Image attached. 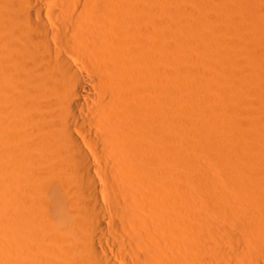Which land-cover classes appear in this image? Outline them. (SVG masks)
I'll use <instances>...</instances> for the list:
<instances>
[{
	"label": "bare ground",
	"instance_id": "1",
	"mask_svg": "<svg viewBox=\"0 0 264 264\" xmlns=\"http://www.w3.org/2000/svg\"><path fill=\"white\" fill-rule=\"evenodd\" d=\"M0 264H264V0H0Z\"/></svg>",
	"mask_w": 264,
	"mask_h": 264
},
{
	"label": "rangeland",
	"instance_id": "2",
	"mask_svg": "<svg viewBox=\"0 0 264 264\" xmlns=\"http://www.w3.org/2000/svg\"><path fill=\"white\" fill-rule=\"evenodd\" d=\"M204 7V6H203ZM192 8V7H191ZM194 11H195V8H192ZM203 9V8H202ZM202 9H196V10H198L196 13L197 14H200L201 15V13L203 14V11H201ZM178 17H180V18H178ZM181 17L182 16H180V15H176L173 19H172V22L174 23V24H176L177 26L176 27H178L177 29H178V31L177 32H175L174 33V31L175 30H172V32L174 33V34H177V36H184V32H185V25H184V23H183V20L185 19H181ZM181 19V20H180ZM180 29H182V30H180ZM181 31V32H180ZM250 263V262H249Z\"/></svg>",
	"mask_w": 264,
	"mask_h": 264
}]
</instances>
